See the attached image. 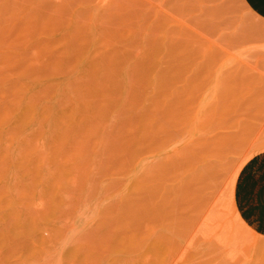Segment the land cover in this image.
I'll list each match as a JSON object with an SVG mask.
<instances>
[{
	"label": "rangeland",
	"instance_id": "rangeland-1",
	"mask_svg": "<svg viewBox=\"0 0 264 264\" xmlns=\"http://www.w3.org/2000/svg\"><path fill=\"white\" fill-rule=\"evenodd\" d=\"M0 264H264V18L0 0Z\"/></svg>",
	"mask_w": 264,
	"mask_h": 264
},
{
	"label": "crops",
	"instance_id": "crops-1",
	"mask_svg": "<svg viewBox=\"0 0 264 264\" xmlns=\"http://www.w3.org/2000/svg\"><path fill=\"white\" fill-rule=\"evenodd\" d=\"M255 13L264 18V0H243Z\"/></svg>",
	"mask_w": 264,
	"mask_h": 264
}]
</instances>
